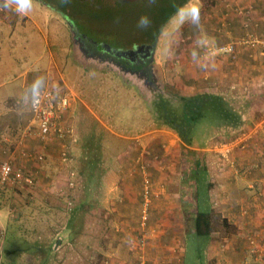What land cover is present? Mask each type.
Segmentation results:
<instances>
[{"label": "rangeland", "instance_id": "374dc122", "mask_svg": "<svg viewBox=\"0 0 264 264\" xmlns=\"http://www.w3.org/2000/svg\"><path fill=\"white\" fill-rule=\"evenodd\" d=\"M162 1L158 0L153 5L159 6ZM192 3L198 4L199 8L201 6V0H173L170 9L164 11V19L153 25L150 21L147 28L138 27L140 17L136 15L140 11L126 4L118 8L97 9L77 0H34L33 10L27 15L0 10V121L8 122L0 132V142L3 134L13 133L9 135L10 143L1 146L0 153L6 159L13 158L18 162L26 135L30 143L39 142L33 134L24 133L21 139L23 128L30 125L31 112L21 114L17 103L20 92L36 74L46 76L49 88L58 86V90L68 96V115L79 135L78 144L73 147L74 168L78 172L74 186L63 184L66 168L60 165L57 145L52 142L49 154L45 155L42 163L35 157L29 161L32 167L35 162L39 165L36 183L27 188L7 186L8 189L0 195L5 220L0 264L4 257L9 221L18 222L23 225L22 229L39 237L54 238L60 235L72 215L75 229L86 235L68 248L70 254L63 255L66 259L63 264H117L114 254L117 230L121 231L120 227L124 231L134 230L141 226L144 198L141 165H145L146 160L151 162L156 155L162 158L172 155L167 170L171 178L167 186L173 192L178 193L185 174L189 173V183L185 184L193 200L195 180L190 173L194 170L190 154L201 152V165L205 171L200 173L199 179L204 181L203 197L207 203V188L212 184L209 166L212 167L211 163L218 164L212 141L233 132L232 128L218 129L213 123L206 122L198 129L203 135L199 139L193 138V144L188 149L190 152L184 153L187 148L183 149L181 138L156 119L150 105L151 99L155 101L164 91H167L168 97L180 96L183 92L179 80L181 76L177 78L181 69L176 56L186 42L181 30L188 22L185 18ZM171 10L173 13L168 16ZM193 34L196 32L189 35L190 41L196 37ZM79 46L87 58L80 54ZM89 56H93L94 60ZM129 70L134 73H128ZM120 74H133L128 79L139 88L137 93L132 85L129 86L134 95L129 92ZM147 75H150L148 94L147 90L144 91L145 79L142 78ZM258 83L261 88L264 87L263 78ZM180 102L173 97L170 106H177ZM254 106V118L263 117L264 109L260 108H264V100L259 99ZM233 108L238 113L236 107ZM151 111L154 114L152 120L149 119ZM247 114L250 116L249 112ZM192 132L195 137L194 129ZM125 135L134 136V142L129 143ZM139 136L151 140L145 144L149 145L143 147L138 141ZM141 158L146 160L139 163ZM85 161L90 162L88 172L82 170ZM41 165H44L43 168ZM117 171L118 183L124 185L123 191L118 194ZM154 181L157 184V180ZM46 182L53 184L55 190L49 189ZM163 182L159 181L160 185ZM152 194L153 189L149 205ZM117 195L126 196L128 200L132 197V201L121 203ZM119 214L124 219L117 220ZM125 219L131 223L130 227L125 226ZM149 226L156 229L147 218L144 227L151 230ZM227 241L232 242L220 239V233L213 234L211 243H205L207 252L203 264L241 263L242 248L229 254L226 250L234 246H227ZM248 244L249 250L243 248V264H263L255 241L248 240ZM58 245H55V250ZM33 258L24 254L18 260L20 264H34Z\"/></svg>", "mask_w": 264, "mask_h": 264}, {"label": "crops", "instance_id": "0c3cea01", "mask_svg": "<svg viewBox=\"0 0 264 264\" xmlns=\"http://www.w3.org/2000/svg\"><path fill=\"white\" fill-rule=\"evenodd\" d=\"M181 31L186 42L176 56L178 67L181 69L177 78L181 76L179 80L183 88L180 95L210 92L226 98L233 107H236L239 113V126L232 128L233 132L228 135L217 137L212 143L226 142L230 138L231 142H237L240 134L248 133L243 142L244 147L238 146L234 150L237 161L233 167L221 164L217 153L214 155L218 164L211 163L212 167L209 166L212 184L208 190L207 203L227 222L226 226L218 228L213 234L220 233V239L232 240L227 241V246H234L226 250L229 254L242 248L241 263L236 264H243L242 259H245L243 248H249L248 240L255 241L257 252L264 260V116L256 118L253 116L255 102L259 99L264 100V87L261 88L258 83L264 79V54L260 53L258 47L240 41L247 34L264 35V0H201L199 25L194 26L187 22ZM192 32H196L192 35L196 37L190 41L189 35ZM230 41L236 42L235 52L232 54L221 52V46ZM78 49L80 54L87 58L80 46ZM197 52L198 56H195ZM89 58L94 60L93 56ZM128 73L134 71L129 70ZM131 76L133 74L122 76L120 74V77H124L129 92L132 93L129 86L132 85L137 93L139 88L130 78L128 79ZM142 78L145 79V91L149 86L147 82L150 75ZM262 109L264 108H260ZM149 119H154L152 111ZM7 123L5 120L0 121V132L8 125ZM24 131L25 128L22 130L21 139L25 136ZM26 138L24 148L27 149L28 155L21 153L22 161L14 163L34 169L36 164H33L34 167L29 164L34 158V153L48 155V150L52 146L36 141L30 143L27 135ZM2 139L10 143L9 134H3ZM125 139L132 143L135 138L132 135H125ZM138 141L146 147L149 144H145L151 140H147L146 136L142 138L139 136ZM1 144L0 148L5 145L3 141ZM200 147L202 149V146ZM24 148L22 150H25ZM0 155V161L6 159L5 155L2 156L1 153ZM152 159L150 162L141 158L139 163L146 160L145 165L142 164L141 167L154 182L148 221L156 229L151 228V225L149 226L151 230L146 229L144 227L146 223L144 225L140 223L141 226L134 230L124 231V228L120 227L121 231L117 230V249L114 252L117 264H184L186 243L188 237L194 233L195 203L190 199L189 187L184 182L182 187H178V193L167 186L171 178L167 170L170 161L172 162V155L167 154L163 158L156 155ZM41 166L43 168L44 165ZM118 174L117 171V194L123 191L124 187L123 183H118ZM154 180H157V184ZM159 181H164V184L160 185ZM46 185L49 189L55 190L53 184L46 182ZM126 198L119 196L117 199L121 203H126L128 200ZM128 201L130 203L132 197ZM3 213L0 209L2 228L5 224ZM119 215L117 220L124 219L121 214ZM124 223L126 227H130L129 220L125 219ZM65 235L66 233L64 237ZM60 237L63 239V236Z\"/></svg>", "mask_w": 264, "mask_h": 264}, {"label": "trees", "instance_id": "16d2710c", "mask_svg": "<svg viewBox=\"0 0 264 264\" xmlns=\"http://www.w3.org/2000/svg\"><path fill=\"white\" fill-rule=\"evenodd\" d=\"M156 1L158 0H153L148 4L130 3L126 5L131 6L132 9H138L140 12L136 16H147L150 18L153 25L164 19V11L170 9V6L173 4V0H163L162 4L159 6L153 5ZM172 13L171 10L168 16ZM180 96L168 97L167 91H164L163 95L158 97L155 101L151 99V103H149L154 109L153 113L155 112L156 119L173 129L181 138L184 144L183 149L187 148L184 153L190 152L188 149L193 144V138L194 140L199 139L203 135L198 129L206 122L213 123L218 129L220 127H228L229 129L237 128L240 124L239 114L235 112L230 103L224 101L225 99L222 96L210 92H199L188 96ZM173 97L180 99L181 102L179 105L170 106L173 104ZM193 129L195 137L193 136ZM75 131L77 134L76 145L79 141V135L77 129ZM7 134L12 136L13 133L10 134L8 132ZM233 138H235V136ZM1 141H3L5 145L8 144L3 139ZM200 154L201 152H194V154H190L191 158L189 155L187 156L185 154L191 159L194 167V170H190V173L192 172V177L195 180V185L192 187L193 193L195 194V198L193 199L195 209L193 212L194 233L191 238H188L186 243L184 264H203L207 252L205 243L211 242L214 231L227 225L226 219L221 218L219 213L213 208L211 209L208 203H206V200H204V191L202 187L204 181L199 179V175L201 172L205 171V169L201 165ZM89 165L90 162L87 163L85 161L82 170H89ZM73 169L75 172V180L78 177V172L76 168H74V163ZM82 170L81 173H83ZM81 173L79 176H81ZM188 177L189 173H186L184 183H189ZM198 183L200 187H197ZM206 187H208V183ZM209 188L210 187H208L207 190H209ZM5 189H8L6 185H0V195H2ZM2 207L3 205L0 204V209H2ZM73 219L74 216L72 215L70 221H68L69 223L67 222V226L61 230L60 235L54 238H47L46 236L39 237L33 232L22 229L23 225L18 222L13 220L9 221L10 223L8 222L6 225V246L1 264H20L21 262H19L18 258L24 254L33 256L32 262L34 264H63L64 261H66L65 257L63 259V255L70 254L68 248L73 246L76 240L86 235V233H80V230L75 229L73 226ZM65 233L66 235L64 237ZM60 236H63V239ZM58 240H60V243L55 250L54 247Z\"/></svg>", "mask_w": 264, "mask_h": 264}, {"label": "built area", "instance_id": "2783aa9c", "mask_svg": "<svg viewBox=\"0 0 264 264\" xmlns=\"http://www.w3.org/2000/svg\"><path fill=\"white\" fill-rule=\"evenodd\" d=\"M241 43L248 44L252 47H258L261 54H264V35L247 34L242 38ZM236 42L230 41L221 46L223 53L232 54L235 52ZM51 89V88H49ZM70 102L68 96L59 90L50 98L49 94L45 95L40 107L31 112L30 125L27 126L24 133L33 134L36 140L42 144H51L54 142L57 151V158L66 168L65 185L67 187L74 186V156L73 147L77 140V134L73 125V121L68 115ZM248 133H242L237 137V142L214 143L215 153L218 154L221 164L233 167L235 165L236 154L235 148L244 147L243 142ZM22 154H27L26 149L22 150ZM232 154V155H231ZM30 156V154H29ZM233 156V157H232ZM34 157L39 161L43 160L45 154H36ZM36 168L28 169L23 165L14 163L13 158L3 159L0 161V185H6L12 188L30 187L36 183V175L39 173V165L35 162ZM143 205L141 209V224L147 222L149 212V202L153 183L148 174L143 170ZM4 237V229L0 226V253L2 252V240Z\"/></svg>", "mask_w": 264, "mask_h": 264}, {"label": "clouds", "instance_id": "9594fccd", "mask_svg": "<svg viewBox=\"0 0 264 264\" xmlns=\"http://www.w3.org/2000/svg\"><path fill=\"white\" fill-rule=\"evenodd\" d=\"M34 7V0H0V10L15 11L19 15L29 14ZM186 21L198 26L200 22V8L198 4L192 3L190 11L186 16ZM150 26V20L147 16H141L138 21V27L147 28ZM58 91V86H52L49 89V82L46 76L36 74L32 81L25 85L18 96V106L21 114L37 110L46 94L50 98Z\"/></svg>", "mask_w": 264, "mask_h": 264}, {"label": "water", "instance_id": "95a60500", "mask_svg": "<svg viewBox=\"0 0 264 264\" xmlns=\"http://www.w3.org/2000/svg\"><path fill=\"white\" fill-rule=\"evenodd\" d=\"M78 2L88 3L95 8H118L125 4L130 3H140L148 4L153 0H77ZM60 243V240L57 241V244Z\"/></svg>", "mask_w": 264, "mask_h": 264}, {"label": "flooded vegetation", "instance_id": "af4514ba", "mask_svg": "<svg viewBox=\"0 0 264 264\" xmlns=\"http://www.w3.org/2000/svg\"><path fill=\"white\" fill-rule=\"evenodd\" d=\"M92 44H93V43H92ZM121 61H122V60H121ZM121 61H120V62H121ZM135 73H137V72H135ZM137 74H139V73H137Z\"/></svg>", "mask_w": 264, "mask_h": 264}]
</instances>
